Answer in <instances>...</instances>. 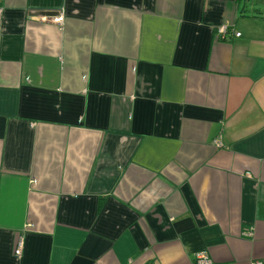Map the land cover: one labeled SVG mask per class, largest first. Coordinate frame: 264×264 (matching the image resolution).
<instances>
[{
    "label": "crops",
    "instance_id": "0c3cea01",
    "mask_svg": "<svg viewBox=\"0 0 264 264\" xmlns=\"http://www.w3.org/2000/svg\"><path fill=\"white\" fill-rule=\"evenodd\" d=\"M200 252L264 263V0H0V264Z\"/></svg>",
    "mask_w": 264,
    "mask_h": 264
},
{
    "label": "built area",
    "instance_id": "2783aa9c",
    "mask_svg": "<svg viewBox=\"0 0 264 264\" xmlns=\"http://www.w3.org/2000/svg\"><path fill=\"white\" fill-rule=\"evenodd\" d=\"M44 21H50L52 23H56V24L61 25V23L63 22V16L60 15V16L55 17L53 19L44 18ZM228 29H229L228 25L221 26L219 29L216 30L218 36L223 39L228 34V32H229ZM235 36L239 37L240 34L236 33ZM214 145L216 147H222V143H221L220 139H216L214 141ZM21 243H22L21 240L18 243H16L17 245H16V249L14 251V254H15L14 256H16L18 258L20 257L21 252H22V248H23V244H21ZM193 261H194L193 264H213L212 260H210L209 256L205 252L197 253L195 255V259ZM252 264H264V263H261L260 261H254Z\"/></svg>",
    "mask_w": 264,
    "mask_h": 264
}]
</instances>
